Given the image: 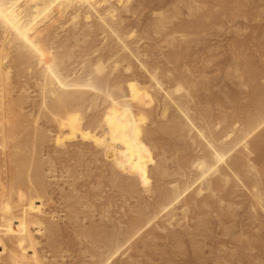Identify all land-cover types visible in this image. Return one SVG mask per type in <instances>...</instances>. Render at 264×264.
Returning <instances> with one entry per match:
<instances>
[{
    "label": "bare ground",
    "instance_id": "6f19581e",
    "mask_svg": "<svg viewBox=\"0 0 264 264\" xmlns=\"http://www.w3.org/2000/svg\"><path fill=\"white\" fill-rule=\"evenodd\" d=\"M219 1L223 9L221 17L231 18V21L238 18L234 12L242 11L239 0ZM208 2L211 1L0 0V264H66L59 260L63 256H60L62 248L58 249L57 243L60 242L57 240L66 229L64 226L62 231V225L70 222L74 225L72 230H75L76 237L85 239L94 249L91 254L94 261L87 263L83 260L82 264H139L138 253L147 247L149 236L154 240L158 239L159 233L169 231L178 246L183 244V238L192 236L187 230V222L193 209L214 206L223 209L226 206V210L232 212L236 208V202L232 200L245 196L252 218L255 221L264 218V67L255 68L251 58H240L235 53V74L241 81L240 86L250 89V93L244 109L236 108L227 114L218 110L215 113L212 105L200 108L202 97L198 93L202 88L209 90L206 87L208 75L200 74L198 79L196 73L189 70L188 63L183 62V65L180 62L181 56L185 55L183 52L189 50L190 43L197 41L199 34L209 35L207 31H221L226 26L221 23L219 14L208 8ZM229 4L233 6L225 8ZM245 12L243 15L247 18L249 13ZM201 13L203 17L199 16ZM89 39L93 40L88 42ZM146 39H158L159 42L156 41L152 50L144 49ZM178 42L186 46L177 45L181 51L175 49L163 56L166 62L160 60L163 48H175ZM161 43L166 45L162 47ZM75 49H80L78 60L87 70L84 71L87 73L85 79L74 80L69 75V62H74L79 51ZM162 62L166 63L164 70ZM170 64L174 67L168 66ZM121 70L129 74L131 80L128 83L132 90L142 92L141 101L146 106L140 110V124L143 126L147 119L158 123L155 131L143 127L139 134L151 136L157 133L171 149L177 145H171L169 141L181 140L184 149L176 152L179 153L175 173L178 179L167 190L155 187L158 199L153 203L146 202L142 196L150 189L145 170L147 162H143L140 170L126 167L124 157L111 150L106 179L111 188L122 193L123 209L129 198L135 199L138 206L132 208L136 215L126 226L107 231L99 230L95 224L81 223L88 216L78 222L84 213L78 205L86 207L84 209L89 212L97 209V196L92 192L82 194L76 185L79 177L88 176L89 172L78 175L77 166L67 168L64 174L71 179L68 182L65 178L69 185H59L58 168L52 163L58 159L44 149L53 145V151L59 148L66 154L67 147L62 145L56 129L55 134L42 125V121L59 131L67 129L71 138L76 137L75 133L82 134L86 148L85 141L94 139L93 129L96 127L94 122L88 124L90 120L85 123L86 117L92 109H98H94L97 107L95 101L100 100L93 96L89 100L88 95L97 88L99 93L105 90V86L109 88L111 79ZM136 71L142 74L138 76ZM227 76L234 75L228 71ZM32 85L37 89L33 93L37 92L38 96L32 95ZM136 97L133 95L132 98ZM121 98L105 108L103 116L96 121L100 119V122L108 123L119 110ZM234 98L229 97V100L235 102ZM155 109L161 110L158 115L161 119L158 118L163 121L160 123L155 120ZM131 113L135 115L134 111ZM125 118L123 116L122 120ZM157 138L152 139L153 142ZM91 142L88 147L94 149L97 141ZM135 144L139 146L140 141L136 139ZM82 153L80 149L79 154ZM141 156L147 158V151H142ZM159 167L162 170L157 171L162 176H171L165 167ZM101 185L100 181L97 188ZM57 194L65 203H70L67 204L70 214L64 217L69 223L68 220L61 223L62 217L56 209L46 208V201L55 204L53 197ZM234 196L238 198L233 199ZM113 204L112 201L103 204V217H109ZM261 226L264 227V223ZM69 227L67 231L71 230ZM47 247L53 250L51 258L50 252H45Z\"/></svg>",
    "mask_w": 264,
    "mask_h": 264
},
{
    "label": "rangeland",
    "instance_id": "374dc122",
    "mask_svg": "<svg viewBox=\"0 0 264 264\" xmlns=\"http://www.w3.org/2000/svg\"><path fill=\"white\" fill-rule=\"evenodd\" d=\"M209 1H211L212 4L211 2H208L209 3V5H207L209 6L208 8L209 9L212 8L220 16L221 13H223V9L220 6V1L219 0H209ZM239 1L241 3L240 8H242V11L234 12V14L239 15L238 18H235L234 20L231 21V18L229 19L224 16L222 17L220 16L219 18H220L221 23H223V25L224 26L226 25V26L223 27L221 31H218L217 29L215 30L211 29L207 31L209 32V35L202 33L200 36L199 34L198 37H196L197 41L195 40V42H191L189 50H185L186 52L185 51L183 52L185 53V55L183 54L184 56L183 55L181 56L182 60L180 58L181 63L183 62H185V64L188 63L189 70L192 69L191 71L194 74L196 73L195 77H197L198 79L203 74L208 75L207 76L208 85L206 87H208L209 90L207 91L206 89L202 88V90L199 92L200 94L198 93L199 97H202L200 108L203 109L207 107L208 105L210 106L212 105L211 107L214 109L215 113H218L217 112L218 110L219 112L221 111L227 114H231L236 108H237L236 110L240 108L244 109V106L248 102L247 98L249 97L248 93H250L249 91L250 89L241 87L240 86L241 81L237 78L235 74V69H234L235 53H236V56L239 55L240 58H242L243 56L251 58V64L253 63L252 65H254L255 68L264 67V0H239ZM231 6H233V4L226 5L225 8H228V7L230 8ZM245 10L246 12L249 13V16L247 18H245L243 15ZM199 16L203 17L204 15L203 13H201ZM92 40L93 39H89L88 42H91ZM154 40L146 39L143 43L144 49H151L155 45L156 41L159 42L158 39L157 40L154 39ZM178 43H176V47L177 45L183 44L182 42H180L179 44ZM161 45L162 47H164L166 44L161 43ZM184 46H186V44L182 45V47ZM176 47L175 48L174 47H170V48L164 47L160 60L166 62L165 57L163 56L169 54L170 52L175 51V49L176 51H181V50H178L180 46H178L177 48ZM75 51L76 52L78 51V52L76 53L77 54L76 59L73 60L74 62L73 63L71 61L69 62V65H70L69 75H71L72 78H74V80L76 78H77L76 80L85 79L87 73H84L85 69L82 68V65L79 63V60H78V56L80 55V49H77V50L75 49ZM164 62H162L161 64L162 70H164L166 67L165 66L166 63L164 64ZM185 64L183 63V65ZM168 66L174 67L173 64L172 65L170 64ZM182 70L183 71L185 70L184 72H186L185 67H183ZM74 71L75 73L76 72L77 73L74 74ZM228 71L232 72L234 76L229 78L227 76ZM116 74L113 76L116 81L112 78L111 79L112 81H110L109 83L111 86L110 85L108 86L109 88H107V86H105V88L104 87L100 88L101 90L105 89L104 91H102L103 93L102 92L99 93L100 90L98 91L99 88H97L95 90H97L98 92L94 90L93 93L91 92V94L88 95L90 96L88 97L89 100H91L93 97L95 98V100L100 99L99 102L95 101L97 103L96 105L97 107H95L94 109L96 108L98 109L96 110L92 109V112L90 111L86 117L88 120L85 122L87 123L90 120L88 124H92L94 122L95 124L93 123V126H96L94 127L95 129L97 128L96 130L93 129V135H94L93 140H86V141L84 140L85 144L87 143L88 145L89 143L90 145H92L91 141L94 142V140H96L97 143L94 142V144H96V147L94 149L89 148L87 145L88 148L86 147L87 148L86 150L85 148L86 145L82 143L83 142L82 134L79 135V133H75L76 137L71 138L70 137L71 134H69L67 129H64L65 131L62 129L60 130L61 132H65V134L67 131V136H66L64 133H60L59 129L57 130V128H54L50 123H47L45 120L42 121V125H44L46 128L48 129L50 128L51 130L55 132V134H56V131L58 132L56 135L62 139L61 140V142L63 143L62 145L67 147L65 151L66 154H64V152L61 151L59 148L56 151H53V149H51L53 145L48 146L47 150L44 149L45 152L46 151L50 152L54 157L58 159V160H55L57 161L56 164H55V161L52 163L55 165V167L57 165L56 167V169L58 168L57 176L59 175L61 177L60 180H59L60 177H58L57 179V181L60 182L59 185L63 187H66L65 186L66 183H67V186L69 185L68 182L71 179L68 180V178H66L68 177L67 173L64 174L67 168L73 169L75 168V166H77L78 175H81L82 173L86 174L89 172V174H86L88 176H85V177L80 176L76 185L81 190L82 194L86 195L92 192L93 194L97 196V199H96L97 209L96 210L98 211L95 210L94 212L93 211L89 212V209H84L86 207L78 205L79 207H81V211L84 210V213L82 211L84 215L83 214L80 215L81 220L78 222H81L85 216H88L87 219H84V222H81V223L87 226H92L95 224L99 230H107V231L115 230L116 226L117 227L126 226V224L130 222L131 219H133L136 215L135 213H133L132 210L134 209L132 208H134L135 206L136 207L138 206V202L135 199L129 198L127 199V202L124 206L125 209H123L124 200L122 197V193L120 192L119 189L111 188L110 184L108 183L106 179L105 175L109 174L108 166H109L110 161L108 160L110 157L111 150L113 149V151H116L117 153L121 154L124 157L123 165H125L126 163L125 165L126 167H133L135 169L138 168L140 170L143 162L144 161L147 162V165L145 164L147 166L145 170H147L146 176L148 177L147 180L150 183V189L148 193L147 192L142 193L143 194L142 196L146 202L153 203L157 201L158 199V196H157L158 193H155L158 187H161L162 189L167 190V188L171 187L170 184L178 179L175 173L177 170L176 169L177 168L176 158L177 156H179V153H176V152L177 150L184 149V146L181 140L169 141L171 145H177L175 149H171L167 147L168 145L166 146V142H165L166 140L162 139L161 135L158 136L159 134L157 133H156L157 135L156 134L151 135L152 137L143 135L142 133L139 134V132L141 131L143 127L151 128V132L155 131V128H157L158 123L157 122L154 123L153 121H150L148 119L146 121L142 119L144 120L143 122L144 124L143 126H142V123L140 124V122H142L138 119L140 116H142V113L140 112V110H142V108L146 106L144 102L142 103L143 98L140 97L142 95V92L139 91L140 94H138L139 93L138 90H136L135 88H133L134 91L132 90L131 86L128 83V81L131 80L129 78V74L124 73L122 70L121 72L116 73ZM136 74L140 76V74L142 73L140 71L138 72L136 71ZM71 79H69V81ZM31 89L32 90L30 91L32 95L34 97L38 96L37 92L33 93L37 91V89H35L33 85L31 86ZM124 90L126 92H123ZM133 95L134 97L137 96L136 99L132 98ZM138 95L141 99L138 97ZM234 96H235L234 98L235 102H231L229 100V97L233 98ZM117 98H119V100L121 98L122 101L121 102L119 101V106H118L119 110L117 109L116 113L113 114L114 116L112 115L110 117L111 119L109 118L110 119L109 122L106 123V122L101 121L103 123L102 124L100 122V119L96 121L97 118L103 116L102 114H104L105 108L107 109V107L109 108L110 106H112V102L114 103V101L118 100ZM137 98H139L140 100L138 99L139 100L138 101ZM134 99L137 102H134ZM104 100L107 102H105ZM125 102H126V105H125ZM120 103H122V105H120ZM132 111H134L135 115L131 113ZM136 111L138 112L136 113ZM160 112H161L160 109H155L154 116H155V120H158V122L160 121L159 120L160 116H158L160 115ZM131 114H133L134 116L133 118H131L132 117ZM123 116L127 118H125V120H122ZM113 118H114V121H113ZM116 118H118V120ZM161 121H163V119ZM96 122H98L99 124H96ZM148 125L149 127H147ZM140 126L142 127L140 128ZM137 127H139L140 129ZM133 132H136V133L134 134ZM133 135H136V136H133ZM142 136L146 140L142 138ZM155 137L156 138L159 137L161 139L157 138L156 139L157 141L154 140L153 142L152 139H155ZM136 139L140 141L139 146L135 144ZM142 140H145L147 142L145 143V141H142ZM114 147L116 150L114 149ZM80 149H82L83 151L82 155L79 154ZM141 150L147 151L148 159L141 156V152H142ZM76 154H78V156ZM62 159H64V161ZM66 160L68 161L66 162ZM48 165H50V163H48ZM159 166H162V168L165 167L166 169L164 170H167L168 175H171V176L169 177L162 176L161 175L162 173H159L161 172L160 170H162L161 167ZM62 174H64V177H62ZM151 175L152 176L155 175V176L152 177ZM103 176H104V179L102 178ZM65 178L67 179L68 182L66 181ZM151 179L153 180L151 181ZM100 181L102 182V185L100 186V188H97ZM129 183L130 181H128V184ZM157 183L158 185H156ZM53 187L54 189H58L56 185H53ZM239 195L244 196L243 194H240V193ZM234 198L235 196L233 197V199ZM53 199L55 201V204L53 205L51 202L46 201L45 203V205H47L46 208L51 209V210L56 209L58 211V214L62 217L63 222L61 223L64 224V222L66 223L67 220H68L67 223H69V219L67 217H66L67 219H65L64 217L67 214L68 215L70 214V209L68 208V205H67L70 203L69 202L65 203V201L61 199V196L60 195L58 196V194L55 195ZM244 199H245V196L244 198L239 197L236 200H232L234 203L236 202L235 203L236 208L232 212H229L228 210H226V206L223 207V209H220V207H218L219 208L218 209L217 206L216 207L214 206L211 208H204L202 210L193 209L188 215L189 218L187 222V230H190L192 236L183 238L184 242L181 246H178L175 243V241H173L172 237L170 236L171 232L169 231H166L164 233H159V235L157 236L158 239L153 240L149 236L148 240L146 239L147 247L141 248L140 250L141 252L138 253L139 255H138L137 260L139 261V264H264V227L261 226L264 223V218H261L259 221H255L252 218L250 211L247 208L248 206L245 203ZM108 201H112L114 204H113V207L110 209L109 217H103L101 215L102 214L101 210L103 208V204L107 203ZM242 202L245 204L243 205ZM203 220L207 222V225L205 224ZM106 224L109 227L105 226ZM71 225H72L71 222L68 225L66 224L62 225V229H63L62 231H64V226L66 227V229L69 226L71 227V228L69 227L71 230L72 228L74 229V225H72L73 227ZM66 229L64 232L67 231ZM71 230L68 229L66 233L62 232L63 235L58 236V237H61V239L58 238L60 241L57 240L58 242H60L59 243L60 245L57 243L58 249L62 248V250H59V251H61L62 253L64 252L63 254L60 253V256H63V259L62 258L59 259L60 262L61 263L65 262L66 264H82L84 261H86L87 263L89 262L92 263L94 259L92 258L91 254L94 253L93 252L94 249L92 248L91 245L85 242V239L76 237L77 235L74 234L75 230H72V231ZM146 236L147 234L145 235L144 238H146ZM82 240H84L83 242L85 244H81L83 243ZM193 240L195 241L196 244H198V246H193V244L195 245V243L192 244ZM51 250L52 248L50 249V247H47V249L45 250V252L47 251L46 253L50 252L49 258H51L54 254L52 252L53 250L52 251ZM85 251H88L89 254L85 253Z\"/></svg>",
    "mask_w": 264,
    "mask_h": 264
}]
</instances>
